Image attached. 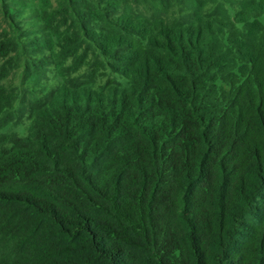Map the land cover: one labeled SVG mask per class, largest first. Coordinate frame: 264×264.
Here are the masks:
<instances>
[{
    "label": "trees",
    "instance_id": "trees-1",
    "mask_svg": "<svg viewBox=\"0 0 264 264\" xmlns=\"http://www.w3.org/2000/svg\"><path fill=\"white\" fill-rule=\"evenodd\" d=\"M45 4L2 7L0 264H264V0Z\"/></svg>",
    "mask_w": 264,
    "mask_h": 264
},
{
    "label": "rangeland",
    "instance_id": "rangeland-1",
    "mask_svg": "<svg viewBox=\"0 0 264 264\" xmlns=\"http://www.w3.org/2000/svg\"><path fill=\"white\" fill-rule=\"evenodd\" d=\"M0 2V28L7 27L5 19L7 16H4L3 13V5L6 7L12 8L11 10L13 13H16V21L19 24V27H22L26 30L36 29L38 25L37 20L33 17L34 12L41 9L45 3L50 1L53 5L56 4V0H1ZM227 4L233 8V10H238L241 8L242 0H225ZM12 6V7H11ZM52 74H50V77Z\"/></svg>",
    "mask_w": 264,
    "mask_h": 264
}]
</instances>
